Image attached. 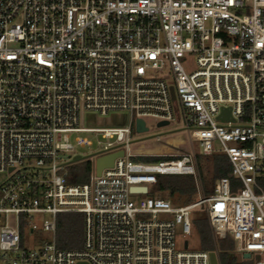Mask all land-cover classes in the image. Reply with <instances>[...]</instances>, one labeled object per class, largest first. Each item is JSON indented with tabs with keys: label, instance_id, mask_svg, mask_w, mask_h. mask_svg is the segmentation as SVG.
<instances>
[{
	"label": "built area",
	"instance_id": "1",
	"mask_svg": "<svg viewBox=\"0 0 264 264\" xmlns=\"http://www.w3.org/2000/svg\"><path fill=\"white\" fill-rule=\"evenodd\" d=\"M86 111L130 123L84 128ZM138 119L182 120L191 149L134 161L147 157L130 152ZM80 133L102 139L91 156L76 152L94 146L72 142ZM194 143L226 155L240 184L222 178L179 206L154 195L158 176L197 177ZM121 151L98 175L97 159ZM87 158L89 180L71 183ZM0 174V264H210L226 239L264 264V0H0ZM203 207L215 248L192 250ZM64 213L84 217L80 249L57 246ZM38 233L51 238L29 246Z\"/></svg>",
	"mask_w": 264,
	"mask_h": 264
},
{
	"label": "rangeland",
	"instance_id": "2",
	"mask_svg": "<svg viewBox=\"0 0 264 264\" xmlns=\"http://www.w3.org/2000/svg\"><path fill=\"white\" fill-rule=\"evenodd\" d=\"M130 123V115L124 112H114L109 113L108 115H101L99 113L93 111H86L81 117V126L84 128H109V127H122L127 126ZM150 124V123H149ZM160 135L161 142H158L156 136ZM76 137L88 138L94 143L93 147H76V152L81 154L83 157L91 156L94 151L97 150V141L102 140L101 137H96L92 134L80 133L77 135H73L72 142ZM191 149L189 134L185 127V124L182 120H177L172 122L168 126L155 127L150 126L148 131L143 133H138L136 130V122L133 124V131L131 135V144H130V152L135 155L145 154L147 157L155 156V157H168L174 158L176 156H180L182 153L187 152ZM194 150L197 155V170L198 174L195 178L196 186H197V199L200 197H204L207 189L212 188V170H211V156L201 155V149L199 148L197 143H194ZM90 160L91 162L94 158H87L77 163ZM134 161L137 162H150L147 160H143L142 158H136ZM158 162V161H151ZM74 163L73 165L77 164ZM93 163V162H92ZM30 170H27L29 173ZM32 174V172H30ZM7 177L6 174H0V182L3 181ZM216 184V183H215ZM215 188V185H214ZM158 193V192H157ZM157 193L154 194L156 195ZM166 199H169L174 205H184V199L178 195H174L173 197H168L167 193L163 195ZM207 197V196H206ZM45 219H49L50 216H44ZM193 220V232L191 235L186 236V240L189 241V247L192 250L201 249V235L198 231V226L196 224L197 220L203 222V224H208L210 226V222L207 215V210L205 207L197 209L192 216ZM42 221V220H41ZM40 221V222H41ZM211 227V226H210ZM36 240L34 244L29 243L31 246H38L37 240L40 242L42 239H50L51 236L45 233H38L33 236ZM57 239V235H56ZM180 234L177 238L178 248H183V241L185 240ZM221 242L218 241L219 248ZM231 251L230 257L237 260V264H255V257L248 258L246 260L244 255L239 253L236 249L229 250ZM262 260H264V254L262 255Z\"/></svg>",
	"mask_w": 264,
	"mask_h": 264
},
{
	"label": "trees",
	"instance_id": "3",
	"mask_svg": "<svg viewBox=\"0 0 264 264\" xmlns=\"http://www.w3.org/2000/svg\"><path fill=\"white\" fill-rule=\"evenodd\" d=\"M147 161H164L172 158L168 157H145ZM212 170V188L206 190L205 195L210 196L214 192V185L222 178H229L231 188L234 191L240 184L239 180L231 175L232 166L226 155L218 153L211 155ZM71 175L69 181L71 183L87 182L92 173V162L86 160L73 165L70 168ZM156 196L164 197L167 193L168 197L178 195L184 199V205L190 204L197 199V186L195 178L192 175H163L158 176L157 183L154 186ZM155 195V194H154ZM198 231L201 235V249L213 250L215 243L211 228L208 224H203L200 220L196 221ZM57 246L61 249L77 250L83 244L84 217L80 213H64L57 217ZM221 248L219 249V259L221 264H237L235 258L230 257L231 251L235 249V242L231 239L221 240Z\"/></svg>",
	"mask_w": 264,
	"mask_h": 264
},
{
	"label": "water",
	"instance_id": "4",
	"mask_svg": "<svg viewBox=\"0 0 264 264\" xmlns=\"http://www.w3.org/2000/svg\"><path fill=\"white\" fill-rule=\"evenodd\" d=\"M170 90H171L172 98L175 99L174 89L171 87ZM228 118H231L230 109H223V112L219 116V119H228ZM167 124H168V122H161L159 124V126L162 127V126H165ZM136 130L138 133H143V132L148 131V128L146 127L145 122L142 119H138L136 121ZM121 156H123L122 151L97 159V161H96L97 174L100 175L104 168L112 167L115 159L117 157H121ZM79 159H80V156L75 157V160H79ZM185 248H187V243L185 244ZM244 258H246V259L250 258V255H248V254L244 255ZM257 259H259V256H257ZM80 264H83V263H80ZM210 264H221L220 260L217 256V253L214 251L210 252Z\"/></svg>",
	"mask_w": 264,
	"mask_h": 264
}]
</instances>
